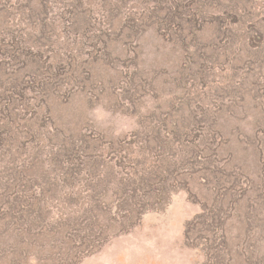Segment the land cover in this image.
Masks as SVG:
<instances>
[{
	"label": "rangeland",
	"instance_id": "rangeland-1",
	"mask_svg": "<svg viewBox=\"0 0 264 264\" xmlns=\"http://www.w3.org/2000/svg\"><path fill=\"white\" fill-rule=\"evenodd\" d=\"M262 130L264 0H0V264H264Z\"/></svg>",
	"mask_w": 264,
	"mask_h": 264
},
{
	"label": "trees",
	"instance_id": "trees-1",
	"mask_svg": "<svg viewBox=\"0 0 264 264\" xmlns=\"http://www.w3.org/2000/svg\"><path fill=\"white\" fill-rule=\"evenodd\" d=\"M246 4V3H245ZM243 6H244V4H242L241 5V7L240 8H243ZM245 8L246 7H244V10H245ZM166 28L168 29V27L166 26ZM256 33H258L259 31H255ZM260 34H262L261 32H260ZM259 34V35H260ZM214 132V134H216V132H219V130H214L213 131ZM262 133H264V130H262ZM210 134V133H209ZM204 136V135H203ZM213 140L212 139H209V138H203V140H202V142H204V144L205 145H209L210 144V142H212ZM260 147V146H259ZM197 150H194V152H196ZM187 154H190V153H187ZM189 156V155H188ZM179 162V163H178ZM174 161V163L175 164H171L170 166H172L173 168H177V169H182V168H184V166H183V163L185 162V160L184 161ZM140 180V179H139ZM218 181L220 182V183H224V181H223V179L221 180V178H219V177H217V184H218ZM215 189H218L217 187H215ZM133 191H134V189H133ZM226 191H227V189H226ZM219 196L220 197H222V195L219 193ZM14 203H16L17 205H18V203H17V201L15 202L14 201ZM11 207H13V204H11ZM9 211V213H7L8 215H9V220H11L12 222H15L14 221V219L16 220V221H18V222H23V220H26L27 218L28 219H33V215H32V212L30 211H28V210H22V211H20V210H13V209H10V210H8ZM18 215V216H17ZM39 220H40V218H39ZM34 221V220H33ZM89 221H91V220H89ZM19 232H20V235L23 233V232H25L24 231V228H20V230H18ZM26 239H27V237L26 236H23V234L21 235V237H18L17 238V240H19L20 241V243H24V241H26ZM16 256L14 257V259H13V262L14 263H12V264H21L22 262H21V258H22V256H25V254H22L21 253V251L19 252V253H17V254H15Z\"/></svg>",
	"mask_w": 264,
	"mask_h": 264
}]
</instances>
